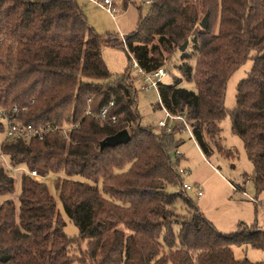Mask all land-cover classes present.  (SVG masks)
<instances>
[{
  "label": "trees",
  "instance_id": "trees-1",
  "mask_svg": "<svg viewBox=\"0 0 264 264\" xmlns=\"http://www.w3.org/2000/svg\"><path fill=\"white\" fill-rule=\"evenodd\" d=\"M147 1L150 9L140 15L136 33L119 39L129 60L147 73H169L179 52L181 74L194 76L196 84V91L181 87V80L159 84L160 107L174 117L166 121L171 130L159 126V134L141 125L134 80L128 71L109 72L103 39L77 0H0V110L25 126L61 130L43 141L8 139L0 122V153L13 168L28 171L15 203L8 199L15 179L0 164V201L6 198L0 205V264H251L237 260L233 248L264 250V231L247 226L224 235L185 191L166 189L184 184L177 134L189 130L206 156L213 147L223 152L221 123L230 115L253 165L252 181L264 190V0ZM130 2L122 0V7ZM186 41L190 47L182 53ZM248 60L252 68L229 111L228 80ZM124 129L131 135L127 144L101 149L105 138ZM33 171L55 177L57 197ZM57 199L78 236L65 233Z\"/></svg>",
  "mask_w": 264,
  "mask_h": 264
},
{
  "label": "rangeland",
  "instance_id": "rangeland-1",
  "mask_svg": "<svg viewBox=\"0 0 264 264\" xmlns=\"http://www.w3.org/2000/svg\"><path fill=\"white\" fill-rule=\"evenodd\" d=\"M77 2L87 16L90 26L103 39L102 58L109 72L113 76H119L128 71L130 77L134 80L141 125L145 128H151L156 134H159L162 130L159 127V122L167 121L166 110L160 107V97L155 89H141L144 83L139 75V69L135 65L136 62L133 60L134 58L129 60L127 47L123 46L121 41L119 42L122 37L125 38L136 33L140 15L146 16L148 14L150 9L149 1L131 0L128 7L124 9L122 0H116L114 17L99 5L102 4L101 0H77ZM140 7H142V10H139ZM109 39L118 40L119 44L114 45L110 43ZM189 47L188 45L187 49ZM189 51L192 52V49L190 48ZM178 53L175 55L173 62L168 65L170 66V72L166 73L161 82L170 85L181 80V87L196 91L194 76L191 80H187L179 70L182 61ZM168 56L165 54L166 58ZM170 59L172 60V58ZM252 63L251 60H248L228 80L225 106L229 111H232L236 106L237 85L251 70ZM190 64L194 70L193 74H195V57L190 60ZM168 124L174 127L180 125L178 121L174 122L173 120H169ZM221 128L224 151L221 152L217 147H213V152L209 156L203 154L196 141L191 138L189 130L188 132L182 131L181 134H177L176 138L182 140V144L176 150V154L180 158L178 167L180 170L188 172L181 174L183 183L190 185V188L185 193L204 214L206 219L224 235L237 234L247 226H255L264 231V206L262 205L264 202V190L258 191L252 181L251 176L254 168L247 158L243 141L232 131L230 115L222 121ZM2 139L3 136L0 135V141ZM227 150L231 151L232 154H227L225 152ZM0 164L15 179V191L8 199L18 203L22 190V175L28 171L23 166L13 168L8 158L1 153ZM47 179L51 182L48 183L50 191L57 197L58 194L52 186L55 177L52 176ZM166 189L174 193L181 191L182 186L181 188L180 186H167ZM197 190L202 191L201 196H199ZM5 199L0 201V205ZM57 206L66 223L65 233L73 238L78 236V227L65 215L62 204L58 199ZM179 210L181 214H186V208L180 206ZM173 230L177 235L178 226H174ZM72 248H75L76 255L79 257V246ZM233 252L237 260H248L251 264H264V250L242 246L234 247Z\"/></svg>",
  "mask_w": 264,
  "mask_h": 264
},
{
  "label": "built area",
  "instance_id": "built-area-1",
  "mask_svg": "<svg viewBox=\"0 0 264 264\" xmlns=\"http://www.w3.org/2000/svg\"><path fill=\"white\" fill-rule=\"evenodd\" d=\"M102 4H99L107 13L112 15L114 17V14L116 13V8H115V2L116 0H101ZM123 39V37H122ZM124 41V39H123ZM137 68L139 69V75L142 77V82L144 83L142 85V90H147L150 88L155 89V91L158 92V86L161 83V80L164 76H166V70L164 68H161L157 70L156 72H151L147 73L143 71L141 68L138 67L137 63L135 64ZM113 105V103H111ZM14 111L17 110V108L13 109ZM108 109H104L100 119L101 120H106V114H107ZM167 117L174 119V117L170 116V114L167 113ZM111 120L113 122H120L121 118L120 117H112ZM0 122L5 125L6 127V138L12 139V138H22L26 141H30L32 139H36L39 141H43L49 136L50 134L60 130L57 126H53L51 124L43 125L40 127H34L32 125H23L21 123H18L16 120L13 119V116L8 114L7 112L0 110ZM159 126L161 128H166L167 123L165 121H160ZM188 128V127H187ZM168 130L170 131L171 129L168 127ZM61 131V130H60ZM62 136L64 138H68V130L67 129H62ZM182 173L186 174L188 173L187 171L182 170ZM32 176L35 177L36 179L39 180H44L47 183H51L49 179L45 178H40L37 171H33ZM190 188L189 184L184 183L182 185V190L186 191ZM200 189V187H199ZM199 192V196L202 195L201 190H197ZM264 206V202L262 203Z\"/></svg>",
  "mask_w": 264,
  "mask_h": 264
},
{
  "label": "water",
  "instance_id": "water-1",
  "mask_svg": "<svg viewBox=\"0 0 264 264\" xmlns=\"http://www.w3.org/2000/svg\"><path fill=\"white\" fill-rule=\"evenodd\" d=\"M200 26L203 29H206L208 26V14L203 18L200 22ZM189 45V41H186L179 49L180 52L184 53ZM131 140V135L128 130L124 129L117 134L105 138L101 142V149L103 150L105 147H115L121 144H127Z\"/></svg>",
  "mask_w": 264,
  "mask_h": 264
},
{
  "label": "crops",
  "instance_id": "crops-1",
  "mask_svg": "<svg viewBox=\"0 0 264 264\" xmlns=\"http://www.w3.org/2000/svg\"><path fill=\"white\" fill-rule=\"evenodd\" d=\"M196 143H197V142H196ZM197 146L199 147V145H198V144H197ZM199 148H200V147H199ZM200 150H201V149H200ZM201 151H202V150H201ZM198 183H200V182H198ZM198 183H197V184H198ZM197 186H200V185H197Z\"/></svg>",
  "mask_w": 264,
  "mask_h": 264
}]
</instances>
